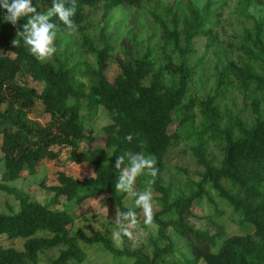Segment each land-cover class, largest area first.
I'll return each instance as SVG.
<instances>
[{
	"label": "trees",
	"instance_id": "trees-1",
	"mask_svg": "<svg viewBox=\"0 0 264 264\" xmlns=\"http://www.w3.org/2000/svg\"><path fill=\"white\" fill-rule=\"evenodd\" d=\"M218 1L225 6V0ZM74 3L75 31L52 17L57 25V52L50 59L37 60L22 41L18 47L12 45L27 18L15 27L0 23V107L4 106L0 109V191L18 202L16 212L0 214V240L23 241L21 251L0 244V264H38L50 252H57L50 264H82L80 243H100L113 257L131 264H264V19L256 20L248 12L252 5H264V0H236L239 13L252 25L241 30L233 46L235 58L228 51L214 64L212 81L202 94L194 91L205 68L193 41L203 38L206 52L218 50L220 15L213 0H174L161 8H149L150 0ZM32 5L43 13L51 0H32ZM115 9L146 11L157 36L144 43L132 34L120 44L122 55L115 56L103 28L91 35L98 26L89 18V11L102 10L104 20ZM60 45L66 50L58 52ZM82 53L91 55L93 63L82 59ZM111 61L119 74L109 82L105 72ZM18 74L41 84V92L18 82ZM234 92L241 98V109L226 103ZM37 103L45 124L32 114ZM100 111L106 114L107 124L98 135L91 130L86 135L92 117ZM128 135L131 142L125 140ZM99 139L103 143L96 151H79L80 142L91 147ZM185 143H190L202 172L199 183L187 177L179 180L177 188L167 177L166 159ZM209 145L219 151L218 161L208 152ZM63 150L69 162L90 164L93 176L77 180L59 172L57 185L41 182L40 188L52 195L45 204L8 186L33 177L42 161H57ZM124 151L150 154L156 160V176H140L146 183L154 181L150 187L160 208L153 212L156 237L148 236L149 253L144 244L132 249L128 237L120 239L122 248L117 250L100 234H70L75 218L58 208L61 201L79 206L105 195L118 211L129 210L124 206L127 194L114 187L118 176L114 162ZM212 194L239 217L240 227L252 232L228 236L223 225L196 215L193 207L198 208L204 198L212 201ZM192 219L205 220L212 228H195ZM171 234L184 241L188 257L175 249Z\"/></svg>",
	"mask_w": 264,
	"mask_h": 264
},
{
	"label": "rangeland",
	"instance_id": "rangeland-1",
	"mask_svg": "<svg viewBox=\"0 0 264 264\" xmlns=\"http://www.w3.org/2000/svg\"><path fill=\"white\" fill-rule=\"evenodd\" d=\"M174 0H150L148 4L149 8H161L166 5H170ZM204 2L205 0H200ZM215 2V8L217 13H219V25L216 27L218 32V50H205V39L198 38L193 41V46L197 51V56L203 59L205 71L201 72L196 84L194 86V91L202 94L204 91H208L209 84L212 81L211 74L214 64L222 60V55L232 51L231 57L235 58L236 49L233 48L235 44L239 41V36L241 30L245 27H250L252 22L245 18L241 13H239L236 0H225V6H222V2L218 0H213ZM42 11V9L40 10ZM254 19L262 20L264 19V5H252L248 10ZM89 18L94 27L91 29V35L95 36L99 32V28H103L105 33L108 35L110 41L114 46V55H122V48L120 46L121 42L127 38H131L132 34H135L138 40L147 43L150 36L154 34L157 36L156 27L153 24L152 18L148 15L146 11L135 12L134 9H115L111 11L108 18L102 19V10L89 11ZM72 44L77 45L75 42V37L72 36ZM155 39L151 40L153 44ZM72 46V45H71ZM72 48V47H71ZM66 50L65 45H60L58 52H63ZM67 53H73L72 50H68ZM230 54V53H229ZM74 62L78 58V54L72 57ZM50 59V58H47ZM82 59L93 63V57L89 54L82 53ZM72 64V63H71ZM119 74V69L114 61H111L105 72L106 78L109 82H112L114 78ZM17 81L25 84L29 88H33L38 93L41 92L42 85L33 82L29 77L18 74ZM241 98L234 92L230 99L226 101L228 106L241 109ZM1 106L0 109H3ZM42 112V106L37 103L32 110V114L36 117V121L41 124H45L47 119L41 118L39 115ZM108 122L106 114L102 111L98 112L91 119V129L86 128L85 134L91 130L93 135H98L101 132V128L105 126ZM173 130V127L170 131ZM102 140L99 139L91 147L87 146L85 143H79V151L81 150H91L96 151L102 146ZM1 145V139H0ZM190 143H185L179 147L172 149L167 156V177L171 178L174 187H179V180H184V178H189V180L197 184L200 182L199 174L202 172V168L196 165L195 159L189 150ZM208 152L214 160L218 161L221 156L216 147L209 145ZM2 154L0 152V159ZM67 151L63 150L59 159L55 162L53 161H42L37 166V172L33 177L19 179L13 183H9L8 186L14 188L19 194L26 195L32 201L45 204L52 195L45 193L39 186L43 182L46 186L57 185V174L59 172L65 173L77 180H83L91 178L92 168L90 164L84 163L80 165L73 164L67 159ZM3 173V165L0 162V178ZM1 184V181H0ZM149 187L145 181L137 177L134 183L135 191H144L145 188ZM191 188V187H190ZM193 189V188H191ZM155 194L152 192L153 197V212L158 211L160 208L157 206L155 199ZM134 198L125 196L124 206L128 209H132L136 213V224L129 227L132 232V237L130 239V246L132 249L142 248L146 245V250L149 253L151 250V244L148 240L150 235L153 239L156 237V231L154 227H149L144 224V213L143 211L136 207L133 203ZM211 202V203H210ZM208 201L206 198L203 199L200 206L193 207V212L196 215H201L202 217L209 218L212 221L223 225L226 229L227 235H239L245 233H251L252 230L246 226L240 227L238 225L239 217L234 214L230 207L225 203L219 201V199L212 194V201ZM60 209L66 210L74 218V224L70 228V234L80 231L88 237L95 236L97 234L110 240L112 246L121 250L122 244L121 240L114 236L116 231V216L115 213L118 211L113 205L107 201V196L99 195L93 199L87 200L79 206L69 205L65 201H61L58 206ZM217 208V209H215ZM18 210V202L13 196L8 195L0 191V214H10L11 212H16ZM191 224L200 230L206 228H212L208 225L207 221H197L195 219L191 220ZM172 240L175 242V249L188 257L187 250L184 244L178 236L171 234ZM0 244L3 247H13L18 251L22 250L23 241L17 240L14 242H9L5 239L0 240ZM144 244V245H143ZM160 244V243H159ZM80 247L84 252V259L82 264H131L132 261L126 258H115L109 252H107L103 245L96 243L93 245H84L80 243ZM178 252L176 253V259L179 258ZM57 256V252H50L40 257L38 264H50V260ZM200 264H203L200 262Z\"/></svg>",
	"mask_w": 264,
	"mask_h": 264
},
{
	"label": "clouds",
	"instance_id": "clouds-1",
	"mask_svg": "<svg viewBox=\"0 0 264 264\" xmlns=\"http://www.w3.org/2000/svg\"><path fill=\"white\" fill-rule=\"evenodd\" d=\"M0 12L3 13L0 15V23H10L13 27L17 25L18 20L27 18V23L21 25L22 30H17L16 38L11 43L14 47H18L22 41L31 55L41 61L52 57L57 52L54 43L57 25L52 22V17H56L68 30L75 31L76 29L72 19L76 13L74 0H51V7L43 13L37 12L36 7L32 5V0H0ZM125 140L131 142L132 136H126ZM113 153L108 152V155L111 156ZM155 164L156 160L150 154L132 151H124L121 155H117L114 162V168L118 170L115 190L134 198V205L143 211L144 224L149 227H155L150 187L154 181L148 180L149 187L144 191H135L134 183L141 175L154 178L157 174ZM115 216L114 236L118 240L122 237L131 238L132 232L129 227L136 224V213L129 209L116 211Z\"/></svg>",
	"mask_w": 264,
	"mask_h": 264
}]
</instances>
